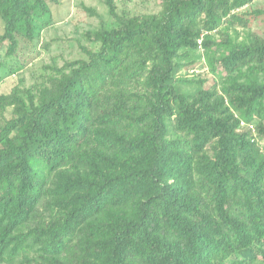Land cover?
Listing matches in <instances>:
<instances>
[{"label": "trees", "instance_id": "obj_1", "mask_svg": "<svg viewBox=\"0 0 264 264\" xmlns=\"http://www.w3.org/2000/svg\"><path fill=\"white\" fill-rule=\"evenodd\" d=\"M99 1L83 58L0 94V264H264V9ZM54 4L0 0V83Z\"/></svg>", "mask_w": 264, "mask_h": 264}, {"label": "rangeland", "instance_id": "obj_2", "mask_svg": "<svg viewBox=\"0 0 264 264\" xmlns=\"http://www.w3.org/2000/svg\"><path fill=\"white\" fill-rule=\"evenodd\" d=\"M118 10L128 9L132 13H150L159 10L157 0H115ZM83 7L91 8L96 11L99 17H91L86 13ZM55 14L56 23L52 27L43 32V39L50 41L51 39L59 38L60 40L52 43L49 52L43 54L41 58L35 59L23 71L14 76L4 79L0 83V94L8 93L18 83L20 79L24 80V86L29 87L34 83L32 74L38 76L41 73V67L44 64L55 61L59 66L64 60H75L83 58L78 42L84 46H89L84 38L87 31L95 30L100 24H105L108 28L114 27L116 21L111 18L105 6L99 0H59V4L52 5ZM264 9V0H253V3L248 8ZM0 20V32H1ZM264 30V22L257 20L253 23L251 31L261 34ZM241 34V30H237ZM243 35H241L242 38ZM240 38V39H241ZM94 48V45H90ZM28 53H25L27 55ZM3 57V51L1 52ZM6 118H9L6 115ZM0 120V124H1Z\"/></svg>", "mask_w": 264, "mask_h": 264}, {"label": "built area", "instance_id": "obj_3", "mask_svg": "<svg viewBox=\"0 0 264 264\" xmlns=\"http://www.w3.org/2000/svg\"><path fill=\"white\" fill-rule=\"evenodd\" d=\"M200 43V42H199Z\"/></svg>", "mask_w": 264, "mask_h": 264}]
</instances>
